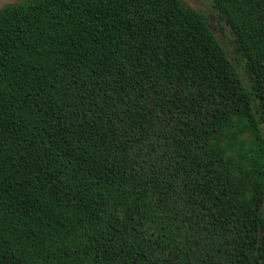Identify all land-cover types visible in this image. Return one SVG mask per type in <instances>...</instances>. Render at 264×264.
<instances>
[{
    "label": "trees",
    "instance_id": "trees-1",
    "mask_svg": "<svg viewBox=\"0 0 264 264\" xmlns=\"http://www.w3.org/2000/svg\"><path fill=\"white\" fill-rule=\"evenodd\" d=\"M0 9V264H264V0Z\"/></svg>",
    "mask_w": 264,
    "mask_h": 264
},
{
    "label": "rangeland",
    "instance_id": "rangeland-1",
    "mask_svg": "<svg viewBox=\"0 0 264 264\" xmlns=\"http://www.w3.org/2000/svg\"><path fill=\"white\" fill-rule=\"evenodd\" d=\"M27 0H0V9L8 4L21 3ZM191 8L203 14L208 21V26L218 42L223 46L230 59L236 64L238 74L246 82L242 62L239 61L234 52L233 36L227 24L220 20L217 12L213 9L212 0H183Z\"/></svg>",
    "mask_w": 264,
    "mask_h": 264
}]
</instances>
